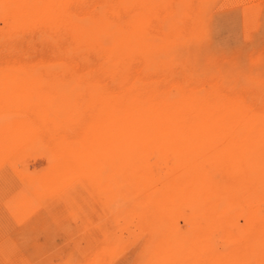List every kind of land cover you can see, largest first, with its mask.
Returning <instances> with one entry per match:
<instances>
[{"label": "rangeland", "instance_id": "374dc122", "mask_svg": "<svg viewBox=\"0 0 264 264\" xmlns=\"http://www.w3.org/2000/svg\"><path fill=\"white\" fill-rule=\"evenodd\" d=\"M0 264H264V0H0Z\"/></svg>", "mask_w": 264, "mask_h": 264}, {"label": "bare ground", "instance_id": "6f19581e", "mask_svg": "<svg viewBox=\"0 0 264 264\" xmlns=\"http://www.w3.org/2000/svg\"><path fill=\"white\" fill-rule=\"evenodd\" d=\"M232 212V211H231ZM239 230V229H238Z\"/></svg>", "mask_w": 264, "mask_h": 264}]
</instances>
